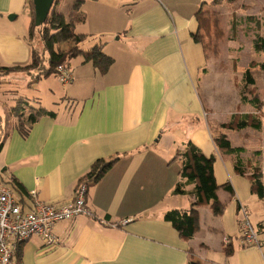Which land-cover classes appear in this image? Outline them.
Instances as JSON below:
<instances>
[{"label":"crops","instance_id":"obj_1","mask_svg":"<svg viewBox=\"0 0 264 264\" xmlns=\"http://www.w3.org/2000/svg\"><path fill=\"white\" fill-rule=\"evenodd\" d=\"M28 1L0 0V66H25L31 61ZM88 1L90 10L83 19L86 34L117 35L104 45L111 46L107 55L113 62L105 71L83 60L72 69L68 62L72 80L67 84L58 80L72 88L65 96L68 101L61 113L52 110L54 116H40L25 136L17 128L18 119L25 117L27 104L29 110L38 107L16 98L5 108L0 105V178L22 210L28 211L31 191L42 201L66 203L94 162L116 160L87 188L85 201L92 215L56 222L53 232L60 242L55 246L46 245L38 235L23 240L21 264H264V216L255 221L259 245L242 244L234 223L239 202L246 203L248 217L264 210L263 200L250 188L252 173L264 185V143L253 134L263 128L264 81L253 76L254 84L247 89L255 92L244 101L242 66L230 67L228 72L211 63L223 54L215 56L200 41L196 13L219 2L130 0L131 8L124 11V0H113V7L107 4L110 0ZM120 42L128 48L126 54L120 55L112 46L119 47ZM253 69L264 74V69ZM33 72L11 71L2 80L23 82L28 88L37 84L29 78ZM227 76L225 87L221 79ZM253 97L259 100V108ZM2 98L12 99L0 94V103ZM227 100L236 102L237 112H231ZM42 109L50 110L45 105ZM246 114L260 115L259 130L221 127L232 116ZM221 135L232 147L244 150L217 148L214 139ZM187 142L213 157L215 194L224 204L221 214H214L208 204L204 208L194 204L193 184L185 185L183 194L173 192L177 182H184L176 153ZM255 145L260 147L249 157ZM237 160L243 174L235 169ZM188 209L195 226L189 239L164 218L167 211Z\"/></svg>","mask_w":264,"mask_h":264},{"label":"rangeland","instance_id":"obj_2","mask_svg":"<svg viewBox=\"0 0 264 264\" xmlns=\"http://www.w3.org/2000/svg\"><path fill=\"white\" fill-rule=\"evenodd\" d=\"M76 1L81 2L79 4L81 8L79 6L77 7L74 5ZM124 1L126 3H124V5L122 4L121 7L123 8L124 11H126L128 6L131 8V5L127 3V1L130 0H124ZM218 2L219 4L216 5L215 7L207 9L208 12L207 16L210 19L208 20L209 21L217 20L215 22L216 25H209V27H207V29H205V31H202V33L200 34V36L202 37V42L204 47H206L209 51L214 52L215 56H218L219 52L220 54H223L221 58L220 56H218L219 57L218 59L217 58H215L214 60L212 59L211 63L214 64L213 66H215L216 63V68L218 69L223 67L229 69L228 72H231L230 67L237 70L239 66H242L241 74H243V72L247 69V67L251 68V73L253 74V76L257 77L260 83L263 82L264 74L261 75L258 74V72L255 69H253V67L260 68L259 65L264 62V54L257 53L258 51H256L253 47V40L258 34L262 36L264 35V0H233L230 2L227 0H219ZM107 4L113 7L114 1L110 0V2H107ZM115 5L117 6V4ZM90 6L91 3L88 0H55L54 4L52 5V8L50 9V12L52 9H55L59 13L64 14L65 21L69 24V26H72L71 28L74 31V33L76 35H79V37H82L81 41H84L82 44H80V48L82 50L88 51L90 50V48H94L95 46H98L101 52L107 55L108 53L107 50L111 48V46H104L106 45L105 41L111 42L112 40L116 39L117 35L112 36L108 32L107 34L105 33L103 35L86 34V29L84 27L85 23L83 22V19L88 14V11L90 10L89 9ZM113 11H116L118 14H120V11H117L114 8L111 9V12ZM117 13H115L114 15H117ZM114 15L111 16L112 19L114 18ZM247 18H251V19H247ZM255 21H257L258 23L255 24ZM260 22L261 25L259 24ZM232 23L235 26V28L233 29H231ZM247 23L248 26L246 25ZM41 25L42 26L40 27V29L46 26L45 22ZM47 26H49V23L47 24ZM44 32L45 33L43 37L40 36L39 32H36V34L32 37L31 42L33 47H35L39 53H41V51L45 52L44 56L46 57V59L44 58V64L46 67H48L49 66L48 57L50 56L51 51L66 49L68 48L69 45H67L65 42H63L60 39L57 41L54 39L55 36L59 33V30L50 28L47 29L46 31L44 30ZM91 39L95 40L92 46H90ZM233 40L234 42H232ZM117 45L120 48L116 47L115 44L112 43V46L115 47L116 49L115 51L117 53H119L120 55L127 53L125 49L128 48L123 45V42H120V44ZM84 59L85 57L83 54H78L76 57L71 59L72 61L68 60V62H70L72 69H74L73 66L76 64V62L81 60H83L84 62H91V64L94 66L91 60L85 61ZM5 75L4 73H2V71H0V94L3 95L6 94L7 97L12 99L4 102L2 98L3 101L0 103V105H4V108L6 107V104L8 105L10 103H13V100H15L16 98L18 102L28 100L29 106L32 105L36 108L37 107L42 108V105H45L51 111L54 110L56 112L61 113L63 106L68 101V99L65 98V96L71 94L72 88L70 89V87L68 88L63 87L54 73L50 74L49 76H44L41 74V76L37 79L34 78L33 76L30 77L29 75H27L29 76L30 79H33L34 82L37 81V84L33 83L28 88L21 85L23 82H20L18 84H10L8 82H3L2 79ZM228 79H229L228 76L223 77L221 79L222 83L224 81L225 87L227 86ZM48 87H50V89H52L53 92H49ZM243 90L245 91L244 95H246V98L253 96V93L255 92L253 91L254 90L253 88L252 89L243 88ZM225 94H227V98H230V94H228V92H225ZM34 97L37 100H33ZM234 100H236V98ZM234 100L233 101L227 100L228 101L227 103H229V109L233 110L231 111L232 113L237 112V110L235 109L236 102L234 103ZM36 101H40L42 104ZM26 110H27L26 111L27 114L30 111L28 105L26 107ZM262 111L264 116V108H262ZM0 114H1V110H0ZM263 116L262 118H264ZM258 118H260V115H258ZM253 134H255V136L260 138L261 145H263L264 123L261 131H254ZM253 141H255V137L253 138ZM162 145H163V141L160 142V146ZM259 147H260L259 145L258 146L255 145L254 147H251L252 149H250L248 156L249 157L252 156L254 149ZM245 205L246 203L243 205L246 208ZM203 206H207V205L202 204V207ZM258 216L260 217L264 216V210H262V208L259 209L258 213L255 214L253 213V216H249V220L255 230L258 229L256 225L257 222H255ZM238 219L242 221L241 213H237V219L234 222L235 226L236 227L238 226L237 234L239 233V230L241 231V223L238 225L239 222ZM231 225H233L232 222ZM200 239L201 238L199 237V240ZM195 241L197 243V237ZM198 247H199L198 245L193 246L195 251L198 249Z\"/></svg>","mask_w":264,"mask_h":264},{"label":"trees","instance_id":"obj_3","mask_svg":"<svg viewBox=\"0 0 264 264\" xmlns=\"http://www.w3.org/2000/svg\"><path fill=\"white\" fill-rule=\"evenodd\" d=\"M218 1L219 0H214V3H217ZM227 1L230 2L233 0ZM80 3L81 2L76 1L74 5L78 7ZM27 7L30 12V26L28 29V36L30 40H32V37L36 34V32H39L40 36L43 37L45 33L44 30L46 31L47 29L52 28L55 30H59V33L55 36L54 39L56 41L60 39L69 46L68 48L63 50L61 49L57 51H51L50 56L48 57V67H46L44 64V52L41 51V53H39L35 47H32V56L30 63L25 66H0V71H2L4 75L16 70H31L32 72L35 71L36 73L33 72L34 74H32V76L36 79L39 78L41 74L44 76H48L54 73L56 75V65H68V60L76 57L78 54H83L85 57V61L91 60L92 63L95 66L99 67V69L102 71H105L108 66L112 64L113 59L109 55L102 53L99 47L95 46L88 51H84L80 48L79 43L81 42L82 37H79V35H76L74 33L71 28L72 26H69V24L65 21L63 13H59L55 9H52L45 21L46 26L40 29L42 25L36 26L34 24L33 0L28 1ZM207 14L208 12L204 10H199L196 13V17L199 22V34H201L202 31H205V29H207L209 25H216L215 22L217 20L209 21L210 19ZM48 23L49 26H47ZM199 39L202 42L201 36H199ZM253 47L256 51L264 52V35H257L255 37L253 41ZM259 66L260 69H264V62ZM243 82L245 84V88L243 87L244 89H247L248 85L254 84V77L249 69H246L243 72ZM243 88L241 90V99L245 101L247 99L246 96H244L245 91L243 90ZM251 100H255L254 104L257 108H259V100L255 97H253ZM42 115L54 116V112L42 108H37L36 110H33L32 108L23 119H18L19 123L17 124V128L19 129L21 134L25 136L29 131L31 124H33ZM221 127H225L228 129H242L245 127H251L255 130H259L261 128V121L258 117L249 114H246L242 118H235V116H232L231 120L229 122L222 123ZM1 139L3 138H0V149L3 146V140ZM214 143L217 148L224 149L227 152L239 153L244 150L242 147H232L230 141L224 135L215 138ZM176 156H178L180 159L179 173L184 182H177L173 192L176 194H183V187L187 184H193L194 186L190 191V195L194 196V204H208L214 214H221L224 210V204L218 200L215 194L217 184L212 168L213 157H207L206 155H204L201 150L192 142H187L183 149L177 151ZM115 160V158H112L108 160L102 159L94 162L89 170L79 178L76 186H78L79 183H86L89 186L92 183L96 182L110 168ZM235 169L239 174H243L245 172L240 160L236 161ZM250 178L251 190L255 192L257 196L264 202V185L260 181L259 177L255 175V173H252ZM164 218L170 221L184 238L189 239L194 234L195 226L193 225L191 209L183 211L170 210L165 213ZM21 242H19L14 249V258L16 264H21ZM226 251H228V249H226ZM189 264L200 263L197 261H190Z\"/></svg>","mask_w":264,"mask_h":264},{"label":"built area","instance_id":"obj_4","mask_svg":"<svg viewBox=\"0 0 264 264\" xmlns=\"http://www.w3.org/2000/svg\"><path fill=\"white\" fill-rule=\"evenodd\" d=\"M55 72L62 84L72 80L71 70L65 64L56 65ZM87 188L86 183H79L75 188L74 197L63 204L42 201L33 190L29 193L32 199L31 208L23 211L15 195L0 179V264H16V245L32 235L40 236L48 246L57 245L60 238L53 232L56 222L70 220L79 215L91 216L92 211L85 201ZM238 208L242 215L241 242L259 245L257 232L241 202ZM224 243H228V238H224Z\"/></svg>","mask_w":264,"mask_h":264},{"label":"water","instance_id":"obj_5","mask_svg":"<svg viewBox=\"0 0 264 264\" xmlns=\"http://www.w3.org/2000/svg\"><path fill=\"white\" fill-rule=\"evenodd\" d=\"M55 0H33L34 5V24L39 26L43 24L54 4Z\"/></svg>","mask_w":264,"mask_h":264}]
</instances>
